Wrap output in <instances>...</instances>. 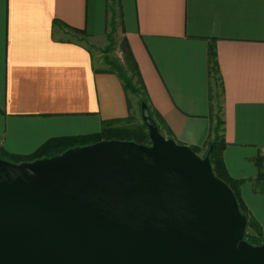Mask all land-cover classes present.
I'll list each match as a JSON object with an SVG mask.
<instances>
[{
    "label": "crops",
    "instance_id": "0c3cea01",
    "mask_svg": "<svg viewBox=\"0 0 264 264\" xmlns=\"http://www.w3.org/2000/svg\"><path fill=\"white\" fill-rule=\"evenodd\" d=\"M121 2V54L136 63L151 113L165 137L201 157L221 94L210 80L216 51L222 158L248 214L264 228V0ZM108 5L0 0V153L28 157L50 140L92 138L106 122L141 117L138 97L93 53L110 32Z\"/></svg>",
    "mask_w": 264,
    "mask_h": 264
},
{
    "label": "water",
    "instance_id": "95a60500",
    "mask_svg": "<svg viewBox=\"0 0 264 264\" xmlns=\"http://www.w3.org/2000/svg\"><path fill=\"white\" fill-rule=\"evenodd\" d=\"M0 158V264H264L210 156L162 136ZM212 150V149H211Z\"/></svg>",
    "mask_w": 264,
    "mask_h": 264
},
{
    "label": "trees",
    "instance_id": "16d2710c",
    "mask_svg": "<svg viewBox=\"0 0 264 264\" xmlns=\"http://www.w3.org/2000/svg\"><path fill=\"white\" fill-rule=\"evenodd\" d=\"M108 11L111 16V24H110V32L107 34V50L108 53H111L115 50L117 46V30L118 25L122 24V2L121 0H109ZM122 48V46H121ZM125 48H123V51ZM126 58V66L123 63H120L115 58H106L104 61V65H106V72H111L116 75L122 80L125 90L128 94H132L139 99V109L141 111V104L146 103L148 105L147 96L145 92V86L141 79L140 73L138 71L136 63L133 61L130 54H125ZM128 69V70H127ZM103 70V71H104ZM209 71H210V80H212L217 88L218 91L221 92L219 96V100L217 103L218 112L214 116V125L212 126L210 140L207 143V153L203 156V158L207 155L210 156L211 162L214 167V173L218 178L223 180L227 183L230 188L234 191L240 209L244 215L248 218V225H247V236L246 240L255 246L264 245V234L263 238H256L255 236L250 234L251 226L257 227V230L264 231L261 227H259L256 221L248 214L247 207L240 196V182L233 179L223 161L222 152L223 147L225 146L224 140V125L225 122L223 120V102L221 101V97L224 92V88L221 81L220 70L218 65V58L217 53L215 50L212 49L209 58ZM223 100V99H222ZM149 108V106H148ZM150 110V108H149ZM150 115L154 119L159 129V132L162 136L165 137L163 130L161 128L160 122L155 119L153 114L150 110ZM171 139V137H166ZM102 140H120V141H129L135 142L141 145H151L150 137L148 129L146 128L145 124L142 122L141 117L139 119L136 115H130L127 119L118 120V121H110L104 124L103 130L99 136H94L92 138H61V139H54L47 142L43 147H41L36 153L28 156V157H16L12 156L8 153H0V158L14 162V163H21V162H32L42 158L53 157L57 154H62L63 152L67 151L68 149L74 147H82L87 145H92L94 143L100 142ZM196 154L199 151L195 148H192ZM212 149V150H211ZM199 155V154H198ZM260 177H263V168L264 165L260 161Z\"/></svg>",
    "mask_w": 264,
    "mask_h": 264
},
{
    "label": "rangeland",
    "instance_id": "374dc122",
    "mask_svg": "<svg viewBox=\"0 0 264 264\" xmlns=\"http://www.w3.org/2000/svg\"><path fill=\"white\" fill-rule=\"evenodd\" d=\"M119 42L120 41L117 38V46H116L115 50L112 51L111 53H108V51L106 52V50H107V42L104 43V44L97 43L98 47H94L93 48V53H94V55H96L97 65L98 66L102 62H104L106 60V58L110 59L111 57L117 59L120 63H123V65L126 66V62H125L126 61V58H125L126 56L124 54H121L122 50H120V43ZM101 45H103V47ZM262 229H264V228H262ZM249 232H250L251 235L255 236L256 238H261V239L263 238L264 231L257 230V227L251 226V229H250Z\"/></svg>",
    "mask_w": 264,
    "mask_h": 264
}]
</instances>
